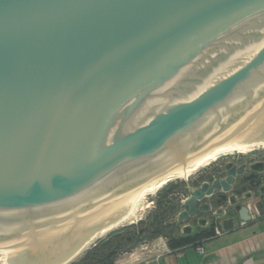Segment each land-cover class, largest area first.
I'll list each match as a JSON object with an SVG mask.
<instances>
[{
    "label": "water",
    "instance_id": "1",
    "mask_svg": "<svg viewBox=\"0 0 264 264\" xmlns=\"http://www.w3.org/2000/svg\"><path fill=\"white\" fill-rule=\"evenodd\" d=\"M254 149L264 0H0V264H66L157 182Z\"/></svg>",
    "mask_w": 264,
    "mask_h": 264
},
{
    "label": "flooded vegetation",
    "instance_id": "2",
    "mask_svg": "<svg viewBox=\"0 0 264 264\" xmlns=\"http://www.w3.org/2000/svg\"><path fill=\"white\" fill-rule=\"evenodd\" d=\"M175 185L168 196L172 209L162 225L168 248L195 247L233 234L264 233V150L225 157ZM194 190L199 192L197 197L191 194Z\"/></svg>",
    "mask_w": 264,
    "mask_h": 264
},
{
    "label": "crops",
    "instance_id": "3",
    "mask_svg": "<svg viewBox=\"0 0 264 264\" xmlns=\"http://www.w3.org/2000/svg\"><path fill=\"white\" fill-rule=\"evenodd\" d=\"M197 246L204 249L203 254L196 252ZM197 246L173 250L164 244V247L154 249L156 253L154 258L146 262L153 264H264V233L259 236L233 234L221 241Z\"/></svg>",
    "mask_w": 264,
    "mask_h": 264
},
{
    "label": "trees",
    "instance_id": "4",
    "mask_svg": "<svg viewBox=\"0 0 264 264\" xmlns=\"http://www.w3.org/2000/svg\"><path fill=\"white\" fill-rule=\"evenodd\" d=\"M182 185L184 184L182 183ZM176 186L170 184L164 188L163 200L160 199L157 202L156 212L150 217L148 222L139 221L135 225L132 224L111 232L86 250L77 264H115L120 253L130 250L147 238L153 239L162 235V225L165 221V216L172 209L168 196ZM164 198H166L165 201ZM176 246L178 245H173L172 247Z\"/></svg>",
    "mask_w": 264,
    "mask_h": 264
},
{
    "label": "rangeland",
    "instance_id": "5",
    "mask_svg": "<svg viewBox=\"0 0 264 264\" xmlns=\"http://www.w3.org/2000/svg\"><path fill=\"white\" fill-rule=\"evenodd\" d=\"M236 154H238V153H236ZM232 155H234V154L222 156L216 162L220 161L221 159H223L225 157L232 156ZM216 162L214 161L210 165H212V164H214ZM210 165L199 169L198 171H196L190 177H193L194 175H196L200 171L206 170V168H209ZM190 177H189V179H190ZM180 182H183V180H172L169 183H167L165 186H163L154 195L148 196L146 198V205H147V207L144 209L145 211H143L139 215L138 219L134 222L133 225L137 224L139 221H142L143 223L148 222V220L150 219V217H152L154 215V213L156 212L157 202L160 201V199L163 198L162 195H164L163 194L164 188L166 186L170 185V184L173 185V184H178ZM165 200H166V198H164V201ZM168 219L166 220V222H168ZM130 225H132V224H125V225L117 228L116 230L121 229V228L126 227V226H130ZM116 230H113L111 232H114ZM111 232H109L108 234H110ZM108 234H106V235H108ZM106 235H104L103 237L97 239L94 243H92L90 246H88L79 257H77L75 260L71 261L68 264H77L78 260L83 256V254L85 253V251L88 250L91 246H93L98 240H101L102 238H104ZM164 244H165V239H164V235L163 234L162 235H159V236H157L156 238H153V239H148L147 238L144 241H142L140 244L132 247L130 250H127V251H124V252L120 253V255L118 256L117 260L118 259L123 260V264L125 262H127V261H130L131 262V260L134 261L133 264H138V263L139 264H144L146 261L151 260V259L154 258L155 254H156L154 252V249L157 250V248H155L156 247L155 245H158L159 247H162V246H164ZM130 256H131V260H129V257Z\"/></svg>",
    "mask_w": 264,
    "mask_h": 264
},
{
    "label": "bare ground",
    "instance_id": "6",
    "mask_svg": "<svg viewBox=\"0 0 264 264\" xmlns=\"http://www.w3.org/2000/svg\"><path fill=\"white\" fill-rule=\"evenodd\" d=\"M225 155H231V153H225V154H219V155H217L216 157H214V158H212L211 160H209L208 162H204L203 163V166H199L197 169H196V171H198L199 169H201V168H203V167H206V166H208V165H210L212 162H214L215 160H217L219 157H221V156H225ZM196 171H194V172H191L188 176H187V178H186V181L189 179V177L190 176H192ZM172 180H183V179H180V178H169V179H165V180H162V181H159V182H157L153 187H151V188H149V190L145 193V195L142 197V200H141V203H140V205H139V209H138V214H137V216H136V218L135 217H132V220H130V222H126L125 224H134V222L138 219V217H139V215L143 212V211H145L144 209L147 207V205H146V198L148 197V196H151V195H154L157 191H159L163 186H165L167 183H169L170 181H172ZM184 181V180H183ZM125 224H122V225H120V226H116V227H114L113 229H110L108 232H106L105 234H102L100 237H98L97 239H99V238H101V237H103L104 235H106V234H108L109 232H111V231H113V230H116L117 228H119V227H121V226H123V225H125ZM96 239V240H97ZM96 240H94L92 243H94ZM91 243V244H92ZM90 244V245H91ZM89 245V246H90ZM84 252V250L81 252V254ZM80 254V255H81ZM80 255H78L77 257H79ZM76 257V258H77ZM75 258V259H76ZM75 259H73V260H75ZM73 260H71V261H73ZM70 261V262H71ZM70 262H68V263H70ZM68 263H66V264H68Z\"/></svg>",
    "mask_w": 264,
    "mask_h": 264
},
{
    "label": "built area",
    "instance_id": "7",
    "mask_svg": "<svg viewBox=\"0 0 264 264\" xmlns=\"http://www.w3.org/2000/svg\"><path fill=\"white\" fill-rule=\"evenodd\" d=\"M155 246H156L155 248H157V249L161 248V247H159L158 245H155ZM162 247H164V246H162ZM195 250H196V252H197L198 254H203V253H204V249H203L201 246H197V247L195 248ZM129 260H131V256L129 257ZM127 262H128V261H127ZM131 262L133 263L134 261L131 260ZM149 263H150V262H146V264H149ZM115 264H123V260L118 259V260H116ZM150 264H153V263L151 262Z\"/></svg>",
    "mask_w": 264,
    "mask_h": 264
}]
</instances>
